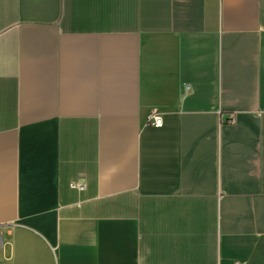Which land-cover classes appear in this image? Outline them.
<instances>
[{
  "label": "crops",
  "instance_id": "1",
  "mask_svg": "<svg viewBox=\"0 0 264 264\" xmlns=\"http://www.w3.org/2000/svg\"><path fill=\"white\" fill-rule=\"evenodd\" d=\"M0 228V264H264V0H0Z\"/></svg>",
  "mask_w": 264,
  "mask_h": 264
},
{
  "label": "built area",
  "instance_id": "2",
  "mask_svg": "<svg viewBox=\"0 0 264 264\" xmlns=\"http://www.w3.org/2000/svg\"><path fill=\"white\" fill-rule=\"evenodd\" d=\"M148 123L154 124V125H161L163 122V118L161 115V112L157 109H153L147 117ZM73 187H77L79 189L84 188V184L81 182H75L72 184ZM3 243V231L0 228V246Z\"/></svg>",
  "mask_w": 264,
  "mask_h": 264
}]
</instances>
